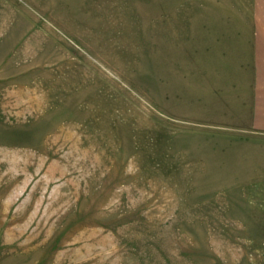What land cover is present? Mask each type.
I'll return each instance as SVG.
<instances>
[{
    "label": "rangeland",
    "instance_id": "1",
    "mask_svg": "<svg viewBox=\"0 0 264 264\" xmlns=\"http://www.w3.org/2000/svg\"><path fill=\"white\" fill-rule=\"evenodd\" d=\"M256 37L264 0H0V264H264Z\"/></svg>",
    "mask_w": 264,
    "mask_h": 264
},
{
    "label": "crops",
    "instance_id": "2",
    "mask_svg": "<svg viewBox=\"0 0 264 264\" xmlns=\"http://www.w3.org/2000/svg\"><path fill=\"white\" fill-rule=\"evenodd\" d=\"M255 42L252 44L254 47V52H257V56L260 57L258 60V64L261 65L258 68L257 73L260 74L257 79L254 78L253 86H257L256 92L254 88V96L252 94V103H251V110L252 116L254 118L253 125L255 124V117L258 119L257 123L260 126H264V37H256ZM261 45V47H258Z\"/></svg>",
    "mask_w": 264,
    "mask_h": 264
}]
</instances>
